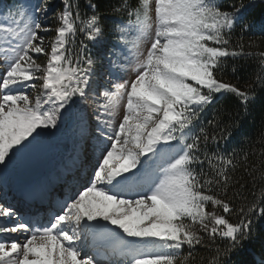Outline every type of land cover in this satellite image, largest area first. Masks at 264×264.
<instances>
[{"label":"snow or ice","instance_id":"1","mask_svg":"<svg viewBox=\"0 0 264 264\" xmlns=\"http://www.w3.org/2000/svg\"><path fill=\"white\" fill-rule=\"evenodd\" d=\"M63 2L50 53L40 35L52 30L41 23L49 0H14L6 10L12 23L0 24V170L42 136L55 135L51 130L66 120L80 141L93 142L95 163L90 172L82 165L84 183L69 189L47 223L40 210L20 221L15 209L0 204V235L8 237L0 240V264H189L195 247L207 246L203 234L227 241L211 260L220 264L221 252L229 256L251 237L253 214L264 216L260 200L235 210L236 222L206 210L210 204L229 216L234 211L209 194L229 179L214 161L233 163L209 154V142L218 146L231 131L227 124L219 133L198 126L217 94H234L245 108L254 99L215 74L222 58L253 55L243 44L239 51L228 47L238 21L241 30L253 26L243 21L245 6L229 11L220 0H138L132 7L122 0L114 11L128 20L108 29L114 40L98 76L96 60H74L65 47L78 30L93 43H105L96 5L89 2L93 14L82 17L78 4ZM31 53L45 54L46 67ZM258 57L264 70V52ZM130 66L134 78H124ZM40 79L33 102L25 89L35 91ZM73 160H80L79 153ZM205 160L218 178L208 177ZM20 233L27 234L22 242L12 235ZM185 246L189 251L182 257Z\"/></svg>","mask_w":264,"mask_h":264},{"label":"trees","instance_id":"2","mask_svg":"<svg viewBox=\"0 0 264 264\" xmlns=\"http://www.w3.org/2000/svg\"><path fill=\"white\" fill-rule=\"evenodd\" d=\"M0 2L10 4L14 0H0ZM72 2L78 4L82 17L93 14L89 2L96 5V12L100 15L101 23L105 27L106 40L104 44L93 43L78 30L74 37L69 38L65 47L70 49L69 54L74 60L78 55L91 56L97 61V68L107 47L114 40V36L108 33V29L117 22L128 20L126 13L114 11L122 4V0H72ZM128 3L135 7L138 0H128ZM240 4L245 6L242 12L243 21H253V26L247 30H241V22L238 21L230 36L228 47L230 50L239 51L236 46L243 44L244 52L253 55L222 58V66L215 74L218 79L235 85L241 91H249L254 99L250 100L245 108L234 94H217L213 103L201 114L198 125L204 126L209 133H219L221 127L225 124L229 125L231 135L227 140H220L218 146L211 141L208 145L209 154L218 152L221 156L233 161L227 166L220 161H214L228 175L227 186L224 187L222 181L220 186L214 185L209 194H214L218 199L228 202L234 211L229 216L223 213L222 208H213L210 204L206 205V210L216 211L230 219L231 222L239 219L235 210L241 207L247 208L254 201H262L261 206L264 207V70L261 69L258 57V53L264 52V1L220 0V5L224 10L231 11L232 5L239 6ZM63 8V0H49L50 17L45 24L46 27L53 30L59 26L57 17ZM52 30L44 32L43 36L51 34ZM42 56H34L38 58H35L37 63L45 64L46 60L42 59ZM209 120L217 121L218 126L209 125ZM203 168L209 178H218L216 170L209 166L207 160ZM196 170L200 171V165L196 166ZM251 218L253 229L251 237L229 256L221 252L220 264H264V216L253 214ZM203 235L207 246L197 245L193 250V255L189 257V264H211L216 254L215 249L217 247L223 249L227 243L219 238L212 241L206 234ZM188 251L185 246L181 256H186Z\"/></svg>","mask_w":264,"mask_h":264},{"label":"rangeland","instance_id":"3","mask_svg":"<svg viewBox=\"0 0 264 264\" xmlns=\"http://www.w3.org/2000/svg\"><path fill=\"white\" fill-rule=\"evenodd\" d=\"M251 1H264V0H251ZM10 6H6L4 3H0V24H9L12 23L11 18L8 17L7 14V9ZM242 15V13H241ZM49 15L47 12V15L45 17L42 18L41 23L46 26L45 24L47 23L48 19H49ZM44 32H40V35L43 36ZM55 34V35H52ZM56 36V32L55 29L52 30V33L46 36H43L44 39V44L43 46L45 47V52L46 53H50L51 51V45L54 42ZM131 45L129 44V47ZM147 45H143L142 47H146ZM31 55H33V58L35 59L36 57L34 56H42V59L44 58V60H46L45 64H41L42 69L44 67H46L47 65V56L45 54H34L31 53ZM38 59V58H36ZM41 59V61H42ZM102 71V67H100L99 71L97 72V75L99 76V74ZM44 72H38L36 73L37 77H43ZM128 76H131L132 78L134 77V73L131 71V66L128 68L127 73L125 74L124 78H127ZM94 79H96V77H94ZM104 77H100V84L104 83ZM37 84V89L35 91H33L31 88H27L25 89V93L27 95H29L30 100H32L33 102L35 101V97L37 96L40 88L39 85L42 84V79L34 81ZM31 83V82H30ZM90 104V108L89 111H91V107H94V105H92V102L89 101ZM122 114H123V106H121L119 113L116 117V120L119 121L120 119H122ZM48 131V130H45ZM53 132H55V135L53 136H48V135H44L41 138H39L38 143L27 153H24L22 155H19L21 159L18 158H13L12 163L3 170H0V204H3L5 206H11L13 209L18 208L21 205V203L19 201H15V202H11L9 200L10 198V191L11 189H13L14 187H16V189H19L21 191H26L27 193H32L36 190H39L37 188L39 187H43L44 185H48L51 183H54L55 181L58 180V183L54 184V185H49L48 189H46V191H48L50 198H51V188L56 189V193H59V191H61L63 189V179L66 178L67 176H69L71 174V170H73V168H75L76 170V166L79 165L80 163L82 165H87V170L90 172L91 171V165L93 163H95L94 157H93V149H92V143L91 141L88 142H84V141H80L76 136L73 135L72 131H71V125L69 127H62V125L60 126V128L58 130L53 129L51 130ZM59 137L62 138H66L67 141L69 142V144L71 145V149L70 151L64 155V154H60L57 153L55 151L51 152V149L49 147L50 145V139H54V140H58ZM62 146H66V142H62ZM39 145V146H38ZM38 147H40L42 149L39 150ZM38 151V152H37ZM42 152V154L46 155L47 157H49L50 163H51V167L53 169V171L51 173H49L48 175H41L37 178H35L33 181L29 182L27 185L21 186L19 184L17 185H12V182H16V178L17 179H21L19 176L22 174H18V173H22L26 170L25 174L31 173L32 171H35L38 166L36 167V164L34 163L35 161H37L39 159L40 153ZM51 152V153H50ZM77 153H79L80 155V160L76 161L74 164V160L73 157L74 155H76ZM33 160H35L33 162ZM52 160V161H51ZM73 165H75L73 167ZM18 166H21V168H19ZM24 166V168L22 167ZM36 167L35 169L32 170V168ZM65 168V171H63V169ZM32 170V171H31ZM61 172V173H60ZM28 175V174H27ZM55 175H57L55 177ZM23 177H25L24 175H22ZM79 177H82V174L78 175ZM5 177V178H4ZM35 177V176H33ZM77 180V179H76ZM82 179L79 183L76 184H83L82 183ZM4 183H8V185H6L5 187H11V189H9V191L5 192V187H4ZM10 183V184H9ZM72 189L73 191L75 190V187H69L68 189L65 190V194L69 191V189ZM63 193V191H62ZM58 194V195H59ZM62 196V194H60ZM13 196V195H12ZM14 199V198H13ZM51 200V199H50ZM18 215L20 213V211L17 212ZM20 221H22L19 218ZM0 222H4L2 220V218H0ZM13 222H16V218H13ZM12 235H19V240L18 242H22L24 240L25 235H27L26 233H20V234H12ZM8 239V237L6 236H2L0 235V240H6ZM83 255V253H82Z\"/></svg>","mask_w":264,"mask_h":264},{"label":"water","instance_id":"4","mask_svg":"<svg viewBox=\"0 0 264 264\" xmlns=\"http://www.w3.org/2000/svg\"><path fill=\"white\" fill-rule=\"evenodd\" d=\"M62 142H63V141L55 142V143L53 144V148H54L55 150H60V151H64V152L68 151V146H62ZM66 145H67V144H66Z\"/></svg>","mask_w":264,"mask_h":264}]
</instances>
